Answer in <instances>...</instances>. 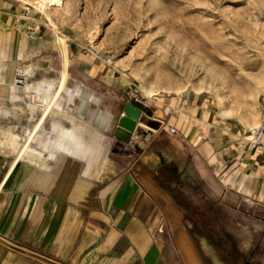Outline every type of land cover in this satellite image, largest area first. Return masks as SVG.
<instances>
[{
    "label": "crops",
    "instance_id": "1",
    "mask_svg": "<svg viewBox=\"0 0 264 264\" xmlns=\"http://www.w3.org/2000/svg\"><path fill=\"white\" fill-rule=\"evenodd\" d=\"M1 1L0 264H207L188 230L210 222L182 221L197 212L194 170L217 206L264 209V154L208 95H142L158 131L145 128L139 155L113 153L130 78L71 44L64 65L56 38L19 18L24 5Z\"/></svg>",
    "mask_w": 264,
    "mask_h": 264
},
{
    "label": "rangeland",
    "instance_id": "2",
    "mask_svg": "<svg viewBox=\"0 0 264 264\" xmlns=\"http://www.w3.org/2000/svg\"><path fill=\"white\" fill-rule=\"evenodd\" d=\"M60 1L62 7L44 13L30 6L31 21L64 37L67 48L109 54L145 98V92L203 93L246 131L257 124L264 102V0ZM195 180L197 212H182V221L210 222L209 230H188L205 262L264 264V209L228 199L217 206Z\"/></svg>",
    "mask_w": 264,
    "mask_h": 264
},
{
    "label": "built area",
    "instance_id": "3",
    "mask_svg": "<svg viewBox=\"0 0 264 264\" xmlns=\"http://www.w3.org/2000/svg\"><path fill=\"white\" fill-rule=\"evenodd\" d=\"M1 9H2V1L0 0V11ZM30 13H31L30 5L24 4V6L21 8L19 18H28ZM16 26L19 27L20 23H17ZM35 31H36L35 28H27L26 37L32 38ZM91 53L94 55L98 54L95 52H91ZM102 58L105 64L112 66V59L109 54H105ZM28 66L29 63H24V65H18L16 67L12 79L13 85H23L25 83L24 68ZM132 98L138 99L139 101H141L143 105H146L149 108V106L145 103L142 95L139 93V90L137 89L136 84L134 82H132L131 87L126 92V96L124 100L126 102L127 100ZM258 112H259L258 122L252 129H250L249 131H247V133H245L246 135L245 141H246V147L249 151L258 154H264V102L260 104ZM121 116H124L123 112L121 113ZM142 116H149V115L148 113L145 112L141 113V118L137 121L135 130L131 132L129 140L123 141L118 138L115 140L113 153H121L128 157L139 155L141 153L142 148L145 145L148 132L155 133L156 131H158V127H155L148 122H143L141 120ZM160 125L162 126L163 124L160 123ZM146 127L149 128L150 130L145 134V138L144 139L138 138V134L141 133L140 131L141 130L144 131ZM140 128L142 129L139 130ZM175 131H176L175 127H170L167 132L175 133Z\"/></svg>",
    "mask_w": 264,
    "mask_h": 264
},
{
    "label": "water",
    "instance_id": "4",
    "mask_svg": "<svg viewBox=\"0 0 264 264\" xmlns=\"http://www.w3.org/2000/svg\"><path fill=\"white\" fill-rule=\"evenodd\" d=\"M142 112L148 113V115L151 114V110L138 99L132 98L125 102L123 107L124 116H121L118 121L116 132L118 139L129 140L131 132L135 130L137 121L141 118Z\"/></svg>",
    "mask_w": 264,
    "mask_h": 264
},
{
    "label": "bare ground",
    "instance_id": "5",
    "mask_svg": "<svg viewBox=\"0 0 264 264\" xmlns=\"http://www.w3.org/2000/svg\"><path fill=\"white\" fill-rule=\"evenodd\" d=\"M18 2H20V4L24 5V4H28L30 5L31 7L33 8H36L40 11H43V13L46 11V10H50V9H58L60 7H62V2L60 0H32V1H29V0H16ZM47 18V17H46ZM47 20L49 21L50 25L52 27L55 28V25L54 23L47 18ZM54 31V30H53ZM56 39H57V44L58 46L60 47V49L62 50V53H63V62H64V65L66 64V52H67V43H66V39L62 36H60L58 33L56 35ZM66 72L63 71V78L65 77V74ZM66 78V77H65ZM62 80V78H61ZM147 95H145L146 97H149L150 93L149 92H145ZM55 98V97H54ZM258 116H259V112H258ZM249 126V125H248ZM249 128V127H248ZM146 129H148L146 127ZM150 130V129H149ZM145 134L146 132L143 131L141 133L138 134V138L140 139H144L145 138Z\"/></svg>",
    "mask_w": 264,
    "mask_h": 264
}]
</instances>
